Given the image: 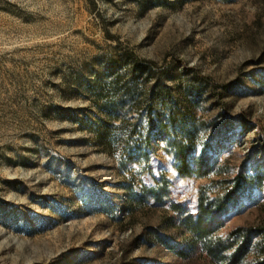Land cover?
<instances>
[{
    "label": "rangeland",
    "instance_id": "obj_1",
    "mask_svg": "<svg viewBox=\"0 0 264 264\" xmlns=\"http://www.w3.org/2000/svg\"><path fill=\"white\" fill-rule=\"evenodd\" d=\"M172 139L208 175L180 176ZM242 171L214 236L256 232L236 264H261L264 0H0V264H213L169 204Z\"/></svg>",
    "mask_w": 264,
    "mask_h": 264
},
{
    "label": "trees",
    "instance_id": "obj_2",
    "mask_svg": "<svg viewBox=\"0 0 264 264\" xmlns=\"http://www.w3.org/2000/svg\"><path fill=\"white\" fill-rule=\"evenodd\" d=\"M170 124L176 125V118L171 116ZM178 119V118H177ZM194 126H191L189 122L184 120L181 126V133L184 139H190L193 136ZM175 149L176 156V170L182 177H190L196 175L198 177H204L208 175L211 170L205 160L200 159L198 164H191L190 152L192 150V143L187 144L182 140L172 139L168 140ZM248 168V167H247ZM252 178V177H251ZM250 176L245 174L244 171L238 173L235 178V185L233 190L225 194L224 197L209 198L206 196L204 190H201L197 205V211L195 214L186 213L184 208L177 203H170L169 207L180 214L181 225L191 236V246L199 245L200 248L210 257L213 264H236L242 257L248 252L250 246V240L256 232L249 233L243 238V241L238 244L237 241L224 240L220 237L214 236L215 225L213 220L215 217L222 215L233 207L235 200L239 199L241 193L247 188V184L250 183ZM255 177H253V180ZM168 194L165 192L158 193L156 189L151 188L145 193L144 196H137V201L143 203L148 199L153 200L155 203L164 204L167 203ZM264 238V231L260 234ZM161 243L172 249L176 253L182 254L183 250L176 248L173 244H169L164 239L157 236ZM230 239V238H229ZM233 241V242H232ZM264 264V261L263 263Z\"/></svg>",
    "mask_w": 264,
    "mask_h": 264
}]
</instances>
